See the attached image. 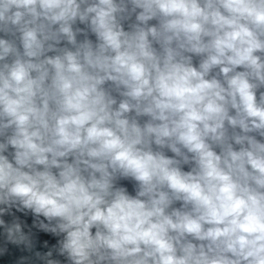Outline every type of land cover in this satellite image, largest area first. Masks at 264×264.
<instances>
[{
	"label": "clouds",
	"instance_id": "1",
	"mask_svg": "<svg viewBox=\"0 0 264 264\" xmlns=\"http://www.w3.org/2000/svg\"><path fill=\"white\" fill-rule=\"evenodd\" d=\"M0 264H264V0H0Z\"/></svg>",
	"mask_w": 264,
	"mask_h": 264
}]
</instances>
